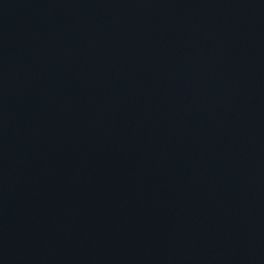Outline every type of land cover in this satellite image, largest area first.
Returning <instances> with one entry per match:
<instances>
[{
  "label": "water",
  "instance_id": "obj_1",
  "mask_svg": "<svg viewBox=\"0 0 264 264\" xmlns=\"http://www.w3.org/2000/svg\"><path fill=\"white\" fill-rule=\"evenodd\" d=\"M0 264H264V0H0Z\"/></svg>",
  "mask_w": 264,
  "mask_h": 264
}]
</instances>
